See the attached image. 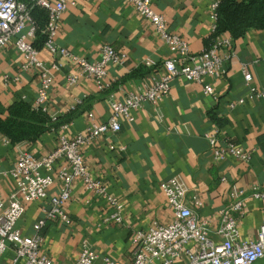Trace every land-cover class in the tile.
Here are the masks:
<instances>
[{"label": "crops", "instance_id": "crops-1", "mask_svg": "<svg viewBox=\"0 0 264 264\" xmlns=\"http://www.w3.org/2000/svg\"><path fill=\"white\" fill-rule=\"evenodd\" d=\"M216 1L221 0H152L169 30L186 40L196 55L207 48L214 33L210 8ZM223 37L231 38L228 34ZM56 42L90 62L99 61L103 46L111 45L126 54L127 61L123 66L110 67L109 86L100 91L88 78H82L76 86L69 85L71 66L46 48L40 51L46 63L63 65L55 72L48 113L65 120L74 108L86 102L72 124L52 130L34 143L12 144L0 134V196L4 199L18 190L17 181L4 174L14 168L21 152L29 151L37 158L46 156L58 148L61 136L73 140L86 134L92 124L107 123L112 117L111 102H123L127 94L154 84L164 73V63L172 57L152 24L141 18L127 0H80L63 15ZM221 55L225 58V74L204 81L213 86L215 97L206 95L203 85L179 78L158 107L145 103L133 113L134 122L122 120L120 133L101 136L83 147L93 176L122 203L124 221L122 225L105 224L109 204L76 182L66 207L71 223L47 221L41 232L42 250L54 264H78L84 241L116 264H131L136 233L148 231L155 222L169 224L174 219L162 189L168 180L176 179L189 199L195 194L200 196L203 205L195 210L209 222L210 236L216 242L222 240L217 235L220 212L230 203V191L241 189L250 194L255 186L264 189V151L259 144L264 136V99L246 85L242 70L244 66L249 69L254 76L252 86L264 93V31H249ZM24 64L14 44L0 53V115L4 119L16 102L36 107L41 78L36 70H24ZM213 114L224 121L222 128L213 120ZM218 130L222 143L243 149L250 154V161L234 157L215 160L207 135ZM61 166L60 162L42 171L55 180L49 197L58 195L61 189ZM48 208V200L27 205L19 224L24 236L32 238L36 234L34 227L45 220ZM263 222L264 202L247 199L245 215L239 221L241 241H256ZM10 256L8 253L6 258Z\"/></svg>", "mask_w": 264, "mask_h": 264}, {"label": "built area", "instance_id": "built-area-1", "mask_svg": "<svg viewBox=\"0 0 264 264\" xmlns=\"http://www.w3.org/2000/svg\"><path fill=\"white\" fill-rule=\"evenodd\" d=\"M79 1L0 0V53L14 44L25 59L24 70L38 72L41 86L35 108H41L45 112H48L55 72L61 71L63 65L58 62L46 63L40 51L33 46L36 26L31 16V4L40 6L49 14L45 48L71 66L72 70L67 75L69 85L76 86L82 78H88L96 83L100 91H104L109 86L110 67L123 66L127 61V55L119 53L111 45L103 46L99 61L90 62L57 44L56 38L63 15L70 7H76ZM127 2L135 7L141 18L152 24L160 40L168 46L172 57L164 63V73L154 84L142 88L138 93L127 94L123 102H111L112 117L107 123L92 124L86 134L73 140L61 136L58 148L46 156L37 158L29 151L19 154L14 168L4 174L17 181L18 190L9 199L0 196V264H54L42 250L44 238L41 232L47 221L71 223L66 207L72 200V187L76 182H81L88 193L109 204L110 214L105 218V224L122 225L123 205L102 180L93 176L83 155V147L101 136L120 133L122 120L134 122L133 113L141 110L145 103L158 107L170 94L172 83L179 78L203 85L206 95H216L213 86L206 85L204 81L207 78L217 80L225 74V58L221 52L232 48L233 40L221 36L210 49H205L198 55L193 54L189 43L169 30L165 17L154 10L152 0ZM219 4L220 1H216L210 8L214 32ZM242 70L246 85L258 98L264 99V93L252 86L253 74L246 66ZM219 135L220 130L216 134L207 135L215 160L226 161L234 157L244 162L250 161L249 153L230 143H222ZM60 162L62 166L58 170V180L62 186L58 195L49 197L48 192L55 180L44 176L42 171L51 169ZM162 189L174 213V219L169 224L155 222L148 231L136 233L131 264H257L264 261V222L256 241H241L239 229L247 199L264 202L263 188L255 186L250 194L241 189L230 191V203L220 212L221 225L217 231L222 239L220 242L211 238L209 222L201 219L195 210V207L203 205L198 194L189 199L187 191L176 179L164 182ZM41 200L49 201V208L45 210L46 218L35 225L36 234L32 238L26 237L19 227L20 221L26 214L27 205ZM8 253L11 256L6 258ZM78 264L116 262L108 256L100 255L89 241H84Z\"/></svg>", "mask_w": 264, "mask_h": 264}, {"label": "trees", "instance_id": "trees-1", "mask_svg": "<svg viewBox=\"0 0 264 264\" xmlns=\"http://www.w3.org/2000/svg\"><path fill=\"white\" fill-rule=\"evenodd\" d=\"M217 13L216 30L206 49L213 47L217 38L227 34L233 41H237L251 30L264 31V0H221ZM31 16L36 26V38L32 44L37 50L42 51L48 40L46 29L49 14L40 6L31 4ZM83 105L77 106L65 120H62L54 119L48 112L35 108L25 101L16 102L9 108L7 118L4 119L0 115V134L7 137L12 144L34 143L48 132L59 131L72 124ZM212 118L219 128L223 127L224 121L217 115L213 114ZM259 144L264 151V136L259 139Z\"/></svg>", "mask_w": 264, "mask_h": 264}, {"label": "rangeland", "instance_id": "rangeland-1", "mask_svg": "<svg viewBox=\"0 0 264 264\" xmlns=\"http://www.w3.org/2000/svg\"><path fill=\"white\" fill-rule=\"evenodd\" d=\"M259 264H264V261H263V262H261V263H259Z\"/></svg>", "mask_w": 264, "mask_h": 264}]
</instances>
